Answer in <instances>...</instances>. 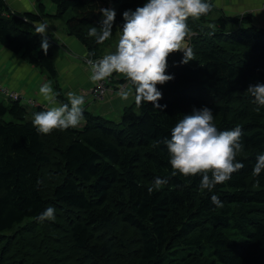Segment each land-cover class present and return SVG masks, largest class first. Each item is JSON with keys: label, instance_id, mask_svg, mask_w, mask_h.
<instances>
[{"label": "trees", "instance_id": "trees-1", "mask_svg": "<svg viewBox=\"0 0 264 264\" xmlns=\"http://www.w3.org/2000/svg\"><path fill=\"white\" fill-rule=\"evenodd\" d=\"M34 1L36 13L20 14L0 0L2 48L56 86L62 46L47 35L44 55L32 21L61 20L89 58H102L108 40L97 44L88 32L90 26L100 28L99 9H110L109 1L48 0L54 14L47 13L44 0ZM120 1L110 39L121 35L126 10L147 3ZM209 2L206 16L187 22L194 59L181 64L178 52L168 58L166 74L173 79L157 85L162 110L137 105L133 92L138 114L126 107L112 121L84 111V124L56 130L50 139L26 120L44 105L28 109L20 100L0 99V264H264V172L252 174L264 154V106L247 92L250 85L264 84V27L254 25L249 14L209 19L215 10ZM69 11L72 16L64 20ZM205 107L218 130L239 125L245 146L236 157L244 168L211 193L199 189L200 176L172 177L166 147H154L183 116ZM158 176H168V183L150 193ZM212 195L223 208L211 203ZM48 207L63 214L64 225L41 230L35 217ZM52 230L62 231L56 247ZM33 231L41 233L42 245L32 241ZM11 232L12 241L6 237Z\"/></svg>", "mask_w": 264, "mask_h": 264}, {"label": "clouds", "instance_id": "clouds-1", "mask_svg": "<svg viewBox=\"0 0 264 264\" xmlns=\"http://www.w3.org/2000/svg\"><path fill=\"white\" fill-rule=\"evenodd\" d=\"M212 9L209 0H147L143 7L134 12L123 13V26L115 52H108L99 59H87L90 70L89 79L94 83L103 82L114 73L122 74V83L115 93L120 99L128 100L134 92L137 105L151 103L154 109H161L158 101L162 92L157 85H163L173 79L167 75L168 58L173 53H183L181 64L194 59V52L187 46L191 35L188 20H199ZM102 14L99 29L91 27L88 32L97 44H103L113 35L115 21L114 9H99ZM35 34L42 37L41 48L48 54L50 44L46 30L49 25L42 21H32ZM94 56L95 53H90ZM247 92L254 98V103L264 106V84L250 85ZM39 94L48 107L33 114L32 125L40 135H49L59 130L77 128L84 117L85 97L76 92L67 93V102L58 100L51 83H44ZM166 107V105L164 106ZM162 110V109H161ZM259 111V107L257 108ZM243 131L239 125L234 129L220 131L214 123V115L207 107L193 109L171 129L170 137L154 142V147L163 144L169 155L171 176L177 174L185 178L200 176L199 189L213 192L217 185L229 181L232 175L244 168L236 157L244 151L241 143ZM264 172V154L257 156L253 176L259 177ZM169 177H156L151 193L168 183ZM258 182V181H257ZM211 203L216 208L224 204L217 195L211 196ZM56 209L46 208L35 217L37 222L55 220Z\"/></svg>", "mask_w": 264, "mask_h": 264}, {"label": "crops", "instance_id": "crops-1", "mask_svg": "<svg viewBox=\"0 0 264 264\" xmlns=\"http://www.w3.org/2000/svg\"><path fill=\"white\" fill-rule=\"evenodd\" d=\"M6 1L13 12L20 14L25 12L36 13V3L34 0ZM227 2L228 0L214 1L217 8H220L219 6H223L227 10L232 8V13L234 15L247 13L252 16V14H255L254 17H252L254 25L264 27V9L260 7V4L263 3L264 0H230L229 5H227ZM222 3H225V6L222 5ZM44 5L46 8L47 3L45 1ZM49 13L54 14L55 10L50 8ZM59 21L60 20L44 19L42 22H46L49 25V28L46 30L47 35L51 36L54 41L62 46L55 61V67L58 72L57 85L53 86L51 84V86L56 93L60 90L59 92L62 98L64 97L67 100L68 92L72 91L77 94H82V91L88 92L91 90L93 82L89 79L90 70L87 65L89 56L85 46L68 34L64 23L61 26L58 25ZM121 78L125 79V77L121 75L118 82L119 85L117 86L118 89H116L117 91L120 85L125 83V81H121ZM48 82L46 76L39 69L28 65L25 61L0 46V87L16 92L22 99L29 98L35 100L38 105L41 104L47 108L48 105L40 96L39 89L44 83ZM116 92H114V94ZM84 97L85 99H89L88 107L90 108H93V105L98 102L94 100L91 95L90 97L92 99L88 95ZM107 100V105L102 108L103 110H113L114 108L112 105L110 106V104L122 107L121 112L116 113L119 116L117 119L118 121L121 118L123 109L133 104L134 95L132 93L126 101L120 99L116 94L109 95ZM21 103L25 105L26 101L22 100ZM95 114L103 118L107 117L106 119H108V115H102V113L99 112Z\"/></svg>", "mask_w": 264, "mask_h": 264}, {"label": "rangeland", "instance_id": "rangeland-1", "mask_svg": "<svg viewBox=\"0 0 264 264\" xmlns=\"http://www.w3.org/2000/svg\"><path fill=\"white\" fill-rule=\"evenodd\" d=\"M46 3H47V7H46V11H47V13H49L50 12V8H52V10H55V5L54 4H52L51 2H49L48 0H44ZM125 1H127V0H121L119 3H121V2H125ZM130 1H132V0H130ZM215 1V0H214ZM214 1L212 2L213 3V5H214V7H215V10H213L212 11V14L209 16V19H216V18H218L220 15H226L227 17H229V16H233L234 14L232 13L233 11H232V8H230L229 10H227L226 8H224L223 6H219L220 8H217L216 6H215V3H214ZM110 3V5H109V8L110 9H114L115 11H117V9H118V3H111V2H109ZM229 3H230V0H228V2H227V5H229ZM222 5H224L225 6V3H222ZM134 6H136V4L134 5ZM133 6V7H134ZM259 6V5H258ZM260 7L262 8V9H264V2L263 3H261L260 4ZM228 11H230V12H228ZM51 14V13H50ZM247 13H244V14H241V15H246ZM236 15V14H235ZM254 15L255 14H252V16L251 17H254ZM72 16V13L69 11V12H67L65 15H64V20H66L67 18H69V17H71ZM238 16V15H237ZM253 19V18H252ZM63 23H64V21H59L58 22V25H63ZM116 27H118V26H116ZM229 28L230 29H232V28H237V25H235V24H229ZM119 34H114V37H112L110 40H108L107 41V44L102 48V56L103 55H105L106 53H108V52H115V50H116V46H117V42H118V40H119ZM188 41H189V39H187V46H189V43H188ZM179 53V52H178ZM179 54H183V53H179ZM121 75L122 74H116V73H114L113 74V76L111 77V80H110V83H111V85L113 86V88L115 89H112V92L110 93V94H108L107 96H105L103 99H101V100H99L98 102H96V104H94L93 105V108H90V107H88V105H89V99L88 98H86L85 99V101L87 102V104L85 103V105H84V111H87V112H89V111H91L90 113L91 114H93V115H96L95 113H102V115H108V119H110V120H114V121H117V119H118V115L116 114L117 112H121V110H122V107H118V106H114V104H110V106L112 105V107L114 108L113 110H111V111H107V110H103L102 108L105 106V105H107V102H108V97H109V95H115L114 94V92H116L117 90L116 89H118L117 88V86L119 85V78L121 77ZM121 81L122 82H124L125 81V79H123V78H121ZM60 90H58V100L60 101V102H67V100L63 97L62 98V95L60 94V92H59ZM82 94L85 96H89L90 97V93H89V91L88 92H84V91H82ZM249 94V96H251V94L250 93H248ZM3 99V100H5V99H8V98H6V97H4V96H0V99ZM91 98V97H90ZM92 99V98H91ZM209 99H210V101L211 102H216L217 101V99L218 100H220L219 98H215V97H209ZM232 100V99H231ZM234 100V99H233ZM27 107H28V109H33V108H31V107H29L28 105H26ZM130 108H131V111H132V113H134V114H138V108L136 107V106H134V105H130L129 106ZM124 110V109H123ZM34 111V110H33ZM97 116H99V115H97ZM103 118V117H102ZM107 118V117H106ZM106 118H104V119H106ZM32 119H33V114H31L30 112H29V115H28V117H27V121H29V122H32ZM6 120H12V118H6ZM82 124H84V121H82V123H81V125ZM80 125V126H81ZM79 126V127H80ZM48 136V138H50V139H52V138H54L55 137V134L52 132L51 134H49V135H47ZM46 184H49V181L48 182H46ZM48 187H46V188H44L43 187V191H44V193H46V191H48ZM63 214L61 213V212H59L57 209H56V212H55V220L54 221H45V222H43V223H39V224H42V225H40L41 226V230L42 229H44V227H52V225H64V221H63ZM24 226H26V225H24ZM18 229V228H17ZM16 229V230H17ZM119 229H121L120 227H119ZM128 233V232H131V230L130 231H128V230H126L125 231V233ZM51 234H52V236H53V238H54V242L53 243H51V245L53 246V247H56V246H58V242H59V239L61 238V236H62V231H58V230H52V232H50ZM15 235L16 234H14L13 232H11V233H9V235L8 236H6L7 238L8 237H10V239H11V241L15 238ZM25 239H29L30 240V235H25ZM31 239H32V241L34 242V243H38V242H40L41 243V245L44 243V240L41 238V233L40 232H35V231H33L32 233H31ZM22 255H24L25 256V258L27 259V260H29L31 257L29 256V255H27V253L26 252H23L22 253Z\"/></svg>", "mask_w": 264, "mask_h": 264}, {"label": "built area", "instance_id": "built-area-1", "mask_svg": "<svg viewBox=\"0 0 264 264\" xmlns=\"http://www.w3.org/2000/svg\"><path fill=\"white\" fill-rule=\"evenodd\" d=\"M109 83H110V78L108 80H105V81L99 82V83L93 82V86H92L91 90L89 91L91 97L94 100L99 101V100L103 99L105 96H107L108 94H110L112 92L113 88L108 86ZM0 95L5 96L8 99H11L13 101L25 100L26 103L28 104V106L31 108H35L36 106H38V103L35 100L29 99V98L22 99V97L20 95H18L16 92L7 90V89L2 88V87H0Z\"/></svg>", "mask_w": 264, "mask_h": 264}, {"label": "water", "instance_id": "water-1", "mask_svg": "<svg viewBox=\"0 0 264 264\" xmlns=\"http://www.w3.org/2000/svg\"><path fill=\"white\" fill-rule=\"evenodd\" d=\"M107 1H109V2H111V3H115V2H117V0H107Z\"/></svg>", "mask_w": 264, "mask_h": 264}]
</instances>
